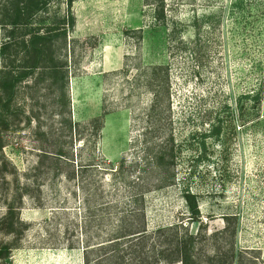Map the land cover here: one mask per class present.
<instances>
[{
	"label": "rangeland",
	"instance_id": "1",
	"mask_svg": "<svg viewBox=\"0 0 264 264\" xmlns=\"http://www.w3.org/2000/svg\"><path fill=\"white\" fill-rule=\"evenodd\" d=\"M234 1L163 0V26L152 0H76L75 27L59 52L70 71L72 119L86 121L104 105L109 111L97 148L112 162L141 159L147 127L140 112L152 99L146 67L168 65L172 130L181 147L175 183L146 195L147 227L187 223L182 191L189 189L209 231L223 226V215H235L238 246L264 260V1L245 0L243 10ZM64 8L60 1L52 10L59 15ZM30 84L19 92L23 111L2 131L0 197L16 176L26 180L41 149H52L49 128L59 127L51 115L57 86L45 75ZM258 90L261 102L254 106ZM213 125L218 136L209 133ZM63 131L57 134L66 151L93 149L88 134L80 146L75 134ZM36 179L41 191L22 199L20 216L29 226L10 264H83L81 248L66 247L79 234L80 195L58 177ZM189 226L195 231L198 222Z\"/></svg>",
	"mask_w": 264,
	"mask_h": 264
},
{
	"label": "trees",
	"instance_id": "2",
	"mask_svg": "<svg viewBox=\"0 0 264 264\" xmlns=\"http://www.w3.org/2000/svg\"><path fill=\"white\" fill-rule=\"evenodd\" d=\"M60 1L65 8L58 15L52 7L58 8ZM74 1L0 0V150L4 146L2 131L9 126L11 115L23 111L20 89L30 86L39 75L48 76L51 85L57 86L51 114L59 124L57 132L75 134L80 146L86 144L84 136L88 134L93 147L66 151L60 141L62 134L49 128L52 149L42 148L30 174L24 173L26 180L20 182L16 176L12 189L0 197L4 208L0 213V264H10L12 250L22 246L21 236L29 226L20 216L22 199L41 191L36 179L41 174L73 184V194L80 195V215L75 223L79 234L66 247L81 248L83 264H264L254 255L255 249L238 246L235 215H223V226L209 231L201 219L197 194L189 189L182 191L189 212L187 223L177 221L148 229L146 195L175 183V149L181 147L172 130L169 67H146L152 72L145 83L152 99L140 112L147 127L141 159L122 156L112 162L101 155L97 146L109 111L104 105L99 115L86 121L72 119L67 93L70 71L66 57L59 52L67 47L75 27ZM151 3L155 5L154 18L165 26L163 0ZM244 3L235 0L233 6L243 10ZM261 94L258 90L251 96L254 106H259ZM217 128L213 125L209 133L218 136ZM36 205H41L39 199ZM193 221L198 222L195 231L189 226Z\"/></svg>",
	"mask_w": 264,
	"mask_h": 264
}]
</instances>
